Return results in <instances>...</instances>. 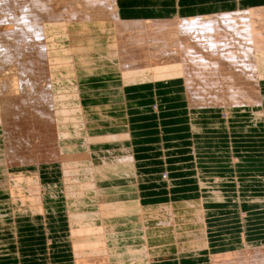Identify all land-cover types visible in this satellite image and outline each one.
Here are the masks:
<instances>
[{
    "label": "bare ground",
    "instance_id": "1",
    "mask_svg": "<svg viewBox=\"0 0 264 264\" xmlns=\"http://www.w3.org/2000/svg\"><path fill=\"white\" fill-rule=\"evenodd\" d=\"M7 1L10 9L6 8L9 10L6 12L13 18L9 16L12 26L16 23L18 28L7 25L8 16V22H4L7 29L0 25V224H6L15 232L20 218L45 217L46 221L47 214L50 215L58 223L55 231L59 237L69 232L64 242L70 243L66 246L71 260L64 264H135L138 260L142 264H164L169 257L181 260L190 255L195 257L198 254H192L200 248L207 251L211 235L205 222L206 206L200 199L181 201L183 199L176 198L148 207L140 197L141 191L154 188L166 187L171 196L187 192L182 187L191 184L188 192L200 190L199 173L206 167L216 168L219 163L201 162L197 155L191 154L171 156L154 167L142 169L141 165L146 163L141 161L144 152L140 153L142 149L137 151L136 147L142 142L136 140L129 124L151 120L161 129V119L170 116L166 112L183 107L190 115L199 114L198 109L220 111L222 118L231 124L232 114L241 112L237 110L263 106L264 5L186 18L122 20L117 0ZM113 4L117 18L123 21L114 25L119 34L115 35V42L105 45L103 36L101 41L90 38L89 45L95 52L104 53L115 70L78 77L75 54L79 52L73 53V49L66 56V50L60 48L64 40L59 39H68L67 24L72 20L91 23L95 19H107ZM5 19V16L1 18ZM166 19H179L182 23L175 26L164 22ZM8 27L14 29L13 32ZM17 30L23 33L25 38L22 39H27L26 42L17 38L20 33ZM97 31H100L98 27H89L76 37H92V32ZM61 57L66 58L64 65L58 61ZM62 70L71 71L68 79L62 77ZM102 78L106 87L112 86L113 90L88 91L89 87L95 89V83ZM68 81L73 86L68 85ZM174 86H183L185 91L171 96L155 94L162 87ZM68 87L77 90L78 104L64 93L56 97L50 92L68 91ZM142 90L154 92L153 98L131 97V93ZM109 94L114 96L109 97ZM126 95H131V99ZM66 99L68 101L63 102ZM99 117L104 123L95 120ZM126 118L128 124H123ZM242 122L245 127L255 126V122ZM97 124H111L119 133H112L114 136L109 133L111 137L105 138L109 144H104V140L90 144L88 137H96L94 125ZM229 124L227 126L233 128L234 125ZM211 126L205 125V128ZM49 132L53 135L47 139ZM164 132L162 129L160 137L156 136L162 144L171 140L169 136L164 139ZM41 133L43 141L35 140L34 136L39 134L40 137ZM240 136L252 139L251 135ZM142 137L149 136L142 134ZM97 143L103 145L104 152L100 155L96 153L99 150H94ZM110 143L114 144L113 148H107ZM28 150L34 152H30V157L26 156ZM46 150L52 153L45 154ZM212 150L219 149L212 147ZM33 159L36 163H60L61 179L43 182L42 174L51 179L58 175L54 166H48L43 173L37 168L33 173L24 171ZM192 161L196 162V167ZM17 197L24 201L27 210L14 205ZM63 212L66 228L59 221ZM94 218L101 219L100 226L91 225ZM151 218L163 219L152 221ZM10 222L15 226L10 227ZM58 239L62 243V238ZM244 246L236 251L212 253L211 264H264V244ZM175 248L181 253L174 252ZM165 252L169 255L163 254ZM156 254L162 257H153Z\"/></svg>",
    "mask_w": 264,
    "mask_h": 264
},
{
    "label": "crops",
    "instance_id": "2",
    "mask_svg": "<svg viewBox=\"0 0 264 264\" xmlns=\"http://www.w3.org/2000/svg\"><path fill=\"white\" fill-rule=\"evenodd\" d=\"M117 3L119 6V16L123 19H158L172 17L186 18L215 14L217 12L244 10V8L263 6L264 0H121V2L117 0ZM102 79H100L102 80L101 82L95 83V89L89 87L88 91L101 90L102 88L107 89V91L113 90L111 85H108L111 86L110 89L109 87L107 88L104 83L105 78ZM261 85V90L264 93V78L261 80ZM174 87H162L159 89L160 91L156 90L155 94L157 97L171 96L174 95V93H182L185 91L183 86ZM145 90L139 93L137 92V94L133 93L134 96L132 93V96L126 95V98L131 99L132 97L136 100L153 98L152 94L154 92L152 91L153 93H150V91L148 92ZM161 91L163 93H161ZM142 94L145 96H142ZM111 96L114 95L109 94V97ZM183 108H177L175 109L176 111L171 110L166 112V114L170 116L167 115L168 117L161 119V129L157 122L153 121L154 123H152L151 120H148V122H146L147 120L143 122L136 121L129 124L130 131L131 133L134 132L136 140L142 142V145L137 144V151L142 149L140 153L146 152L145 154L141 153L143 156H141V161L143 160L142 162H146L141 165V168L154 167L171 156L172 158H176L183 157V155L190 156L191 154L197 155V158H199L201 162L211 161L212 163H219V168L217 166L216 168L214 166L210 168L206 167L205 171L202 170L199 173V180L201 183H198V185L201 188L200 190H195L196 192L194 190L193 192H188V187L191 186V184L187 187H182L183 189L185 188L184 190H187V192L177 193L174 196H171L172 194L169 193L168 188L163 187L141 191L142 195L139 197L144 200V204L148 207L151 205L157 206L158 204L169 203L176 198L183 199L181 201L190 200L192 198L194 200L200 199L202 204L206 206L205 210L207 211L205 222L208 225V232H210L211 235L209 236V249L204 251L203 248H197L202 251L196 250V253L192 254H198L195 255V257H191L190 255V257L183 258L184 254H181L180 256L183 259H169L170 262H167L166 259V262L163 263L211 264L210 256H212V253L216 255L222 254L223 252L236 251V249L245 247L244 245L247 244H264V139H262L264 137H261L262 135L264 136V119L262 118V113L264 114V105L256 108L246 107L243 110H237L241 112H239L238 115L232 114L231 124L222 118L220 111L216 112L211 109H198L197 113L199 114L190 115L189 110ZM127 113L129 114V112ZM180 118L183 121L180 120ZM168 119L169 121H167ZM241 120L255 122V126H242L241 124L245 123ZM128 121L129 120L126 118L123 124H128ZM212 124L217 126H211ZM228 124L231 126L234 125L233 128H230V126L228 127ZM205 125H209L211 128L207 127L206 129ZM167 127L170 129L168 130ZM162 129L167 133L164 134V139L167 136L171 139L164 144L158 141ZM140 130L143 131V133H141ZM142 134L149 137H142ZM157 135L158 137H156ZM240 135H251L250 137L252 139L246 140ZM212 147H218L219 150H212ZM192 162L196 167V162ZM228 162L233 164L231 165L233 168H231L230 165L226 166ZM240 164H242V166ZM252 165L254 166L252 167ZM33 169L36 170V167H26V169L23 170H28V172L33 173ZM13 201L14 205L18 206V208L19 206L25 207L24 201L19 199V197L15 198ZM160 219L163 218H151L150 220L157 221ZM53 220L54 219H50L51 222L49 226L58 225V223L55 222L56 219L54 222ZM92 221L93 223L91 225L95 226H100L102 223L100 218H94ZM18 224L20 232H17L15 229L18 235H16L13 229L7 228L6 224H0V264H39V262H42V254L47 253H49L52 258L53 256L58 258V261L60 259L59 256L64 257L65 254L69 252L66 244L60 243L58 231H53L57 235L53 232L47 234L46 229L41 228L44 224H33L32 221L26 222L25 220H21ZM8 225L10 227L15 226V224L13 225L11 222ZM201 233L205 234L206 231H202ZM65 235L66 237L68 236L66 233ZM206 252L208 254H206ZM180 261H182V263Z\"/></svg>",
    "mask_w": 264,
    "mask_h": 264
},
{
    "label": "rangeland",
    "instance_id": "3",
    "mask_svg": "<svg viewBox=\"0 0 264 264\" xmlns=\"http://www.w3.org/2000/svg\"><path fill=\"white\" fill-rule=\"evenodd\" d=\"M6 2H8L7 0H2L1 2H0V6H3V7H1V9L0 10H2V8L4 9V7H5V9L4 10H2L3 11V16L0 14V16H2V17H0V21H2V22H0V25H1V23L3 24V26H4V22H8V19H9V22H11V23H7V25H10L11 26V28H14L16 25V23H14V26H12L13 25V23H12V20H13V18L11 17V15H9L11 18H12V20H11V18L8 16V13L6 12V11H9V10H7L9 7H8V5H10V3L8 2V4L6 3ZM6 3V4H5ZM2 4V5H1ZM115 4V3H114ZM113 4V6L114 7H112V9H110L111 11L110 12H108V15H110V17H108L107 19L104 17V18H100V19H95V20H93L91 23H89V22H81V23H79L78 21H74V20H72V21H70L68 24H67V27H69V31H70V35H68V39H59V40H64L63 42H64V44H60V48H62V49H64V50H66L64 53H65V55L66 56H69V54H70V51L71 52H73V49H74V52L73 53H77V52H79L78 54H75V56H76V67H75V70H77L76 72H77V75H78V77H82V76H87V75H91V74H102V73H106V72H113L114 70H115V68L114 67H112L111 65H110V63H109V61L106 59V57H105V55H104V53H97V52H95L93 49H92V46L91 45H89V42H91L90 41V38H92V40H95V41H101L102 39H103V36L105 37V39H104V41H105V45H106V43H109L110 41L111 42H115V39H114V37H115V35H119V34H117V31H115V23H117V22H122L123 23V21H121V19L122 20H129V19H123V18H117V15H116V12H115V5ZM7 8V9H6ZM114 8V9H113ZM10 9V8H9ZM2 11H0V13L2 12ZM4 11H5V13H7L6 15H5V13H4ZM111 12H113V13H111ZM113 14H114V16H113ZM116 15V16H115ZM4 16H5V18L7 19L8 17V19H7V21H5V20H1V18H3L4 19ZM8 16V17H7ZM17 17V16H16ZM18 18V17H17ZM111 18V19H110ZM11 20V21H10ZM16 20V18L14 17V21ZM115 20V21H114ZM165 20V19H164ZM103 21V22H102ZM134 21V20H133ZM180 20L179 19H172V20H167L166 19V21H164V22H166V23H168V24H174L175 26L176 25H180L182 22H179ZM15 22H17V21H15ZM101 22V23H100ZM110 22V23H109ZM19 23V22H18ZM124 23H126V21L124 22ZM127 23H129V22H127ZM103 24V25H102ZM111 24V25H110ZM171 24V25H172ZM6 25V24H5ZM18 25V24H17ZM105 25V26H104ZM2 26V25H1ZM9 26V27H10ZM65 26V25H64ZM93 26H95V27H98L99 28V30L100 31H97V32H92V34H91V36L92 37H86V38H77L76 36L78 35V33H84V32H86V30H87V28H89V27H93ZM108 26V27H107ZM110 26V27H109ZM6 29H7V27L6 26H4ZM8 27V28H9ZM105 27V28H104ZM117 27V26H116ZM11 28H9L10 30L9 31H11L12 30V32H13V30L15 29V28H18V26H16L14 29H11ZM104 29V30H103ZM17 31H19V30H17ZM61 31L63 32V29H61ZM20 33H18V39L19 38H25V37H23L24 35H23V33H21V31H19ZM75 33V34H74ZM12 35H14V33L12 34ZM20 35H21V37H20ZM112 35V36H111ZM15 36H17V35H15ZM13 37V38H16V37ZM110 37V38H109ZM32 38V37H31ZM17 39V40H18ZM21 39H19V40H21ZM30 39V38H29ZM18 40V41H19ZM22 40H26L27 41V39H22ZM31 40V39H30ZM13 41V40H12ZM24 41H20V42H24ZM25 41V42H26ZM107 41V42H106ZM12 43V42H11ZM97 50H99V51H101L100 49H97ZM69 53V54H68ZM65 60H66V58H62L61 57V60L60 59H58V61H60L61 62V65H64L65 64ZM71 73V71H69V70H62V72H61V75H62V77L64 78V79H68L69 78V74ZM68 85H71V86H73L69 81H68ZM77 90H74V89H71L70 87H68V91H65V90H63V89H59V90H57V91H50V92H52V94L54 95V96H56V97H58L59 95V93H64V94H66V96L65 97H68V98H70V99H72V100H75V103L76 104H78V102H79V96L77 95V92H76ZM68 101V99H66V100H64L63 102H67ZM97 102V101H96ZM137 109V108H136ZM102 117V116H101ZM101 117H99L98 119H95V120H97V122H101L102 120H100V118ZM100 120V121H99ZM96 121L94 122V123H97ZM103 123H104V121H102ZM101 122V123H102ZM105 125L107 126V128L105 127ZM109 125V124H108ZM107 124H104V125H100V126H98V124L95 126L94 125V127L96 128V132H95V134H96V137L94 138V137H90V135H89V137H88V139H89V143L90 144H92V143H95L97 140H99V141H105L104 142V144H109L108 143V140H106L107 138H108V136L109 137H111L110 135L112 134V133H114V135H116L117 133L116 132H118L119 133V131H117L114 127H112V125L110 124L109 126H108ZM102 126H104V128L102 127ZM99 127H102V128H99ZM99 130H98V129ZM106 132H105V131ZM108 131V132H107ZM107 134V135H105V134ZM109 133H111L110 135H109ZM44 134V133H43ZM51 134L53 135V133L52 132H49L48 134H47V139H49L50 137H51ZM164 134H167L166 132H164L163 133V135ZM39 135V134H38ZM38 135H35L34 136V139L35 140H37V139H39L40 140V142H42L43 141V135H42V133H41V136L40 137H38ZM113 134H112V136H114ZM105 136V137H104ZM14 137H15V139H17V136H16V134H14ZM104 137V138H103ZM118 137H121V135H118ZM118 137H116L117 139H118ZM106 138V139H105ZM32 139V138H31ZM109 139V138H108ZM107 141V142H106ZM27 142V141H26ZM99 143H97V144H95L94 145V150H99V152H96L98 155H100V152L101 153H103L104 151H103V148H101L102 146H100V145H98ZM111 145V146H110ZM110 145H108L107 146V148H113L114 147V144H111L110 143ZM78 149V148H77ZM103 151V152H102ZM31 152V150H28V155H26V153H25V155L26 156H28V157H30L32 154L30 153ZM38 152V151H37ZM54 152L56 153V151L54 150ZM45 154L46 153H52V152H48L47 150L44 152ZM39 154H42L41 153V151L39 150ZM97 155V156H98ZM106 156V155H105ZM104 157V156H103ZM98 158H102V156H98ZM35 160H36V158H34ZM34 159H33V163L32 164H28L29 166L28 167H36L37 169H40L41 170V172L43 173L44 171H47L46 169H47V167L48 166H54L55 167V169L56 170H58V175L57 176H55L54 178H50V176H47V177H45V175L44 174H42L44 177H43V182L44 183H47V182H55V181H58V179L60 180L61 179V174H62V171H61V168H60V163H57V162H53V161H48L47 163H45V164H43L42 162H38L37 161V163L36 162H34ZM50 162V163H49ZM43 164V165H42ZM48 164V165H47ZM227 166V165H226ZM218 167V166H217ZM20 168H22V167H20ZM20 168H18V170H20ZM49 168V167H48ZM219 168V167H218ZM17 170V171H18ZM54 170V169H53ZM56 170H54V171H56ZM57 179V180H56ZM50 204V203H49ZM50 206V205H49ZM22 209H23V211H25V210H27L28 209V207L26 208V206H25V208L24 207H22ZM50 209V208H49ZM49 211V210H48ZM65 214H64V212L63 213H61L60 214V217H61V219L59 220L60 222H62V225H64V227L66 228V222H65V219H66V217L64 216ZM53 216V215H52ZM63 217V218H62ZM49 219H54L53 217H50V215H48L47 214V218H46V221H44L45 220V217H36V216H34V217H24V218H20V219H18L17 221H16V229L17 230H19V228H18V226H19V224H18V222H20L21 220L22 221H26V222H30V221H32L33 222V224H35V223H37L38 225H40V223H42V224H44L41 228H43V229H46V232H47V234H49V233H52L53 231H55L56 230V227L57 226H49L50 224V220ZM55 220H53V222H54ZM56 222V221H55ZM32 224V223H31ZM55 225V224H54ZM32 226H34V225H32ZM206 228H207V226H206ZM19 232H20V230H19ZM54 234H55V232H53ZM65 233L67 234V235H69V232L67 231H65V232H63V234L61 235V237H58V238H62V240H61V242L62 243H65L66 245H69L67 242H64L66 239H65V237H66V235H65ZM57 235V234H56ZM102 235V234H101ZM101 238V237H100ZM128 250L130 249V248H127ZM177 248H175L173 251L175 252V250H176ZM174 252H172V255L173 254H175L176 255V253H179L180 252V250H179V252L176 250V253H174ZM167 253V254H166ZM171 253V252H170ZM181 253V252H180ZM165 254H166V256L167 255H169V252H165ZM43 255V257H41V260H42V262H39V264H49V263H47V262H55L56 264H58V263H63V262H68V261H70L71 259H70V257L68 256V254L66 253L65 254V256L64 257H61V256H59V260L57 261V259L58 258H56V257H54L53 256V258L50 256V254L49 253H47V254H42ZM160 256V258L162 257L161 255H159ZM157 254L156 255H154L153 257H155V258H157V257H159ZM164 257V256H163ZM56 258V259H55ZM176 258V257H175ZM70 259V260H69ZM172 259V257H169V258H167V262H170V260ZM20 260V259H19ZM64 264V263H63ZM135 264H142V262H139V260L135 263Z\"/></svg>",
    "mask_w": 264,
    "mask_h": 264
}]
</instances>
